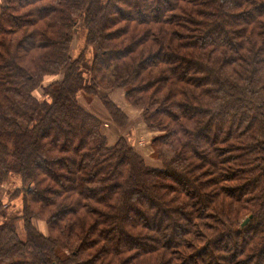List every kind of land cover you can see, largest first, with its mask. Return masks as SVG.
Wrapping results in <instances>:
<instances>
[{
  "label": "trees",
  "instance_id": "obj_1",
  "mask_svg": "<svg viewBox=\"0 0 264 264\" xmlns=\"http://www.w3.org/2000/svg\"><path fill=\"white\" fill-rule=\"evenodd\" d=\"M101 91L141 112L159 168L109 145L79 101ZM13 180L0 264H264V0H4Z\"/></svg>",
  "mask_w": 264,
  "mask_h": 264
},
{
  "label": "rangeland",
  "instance_id": "obj_2",
  "mask_svg": "<svg viewBox=\"0 0 264 264\" xmlns=\"http://www.w3.org/2000/svg\"><path fill=\"white\" fill-rule=\"evenodd\" d=\"M3 4H4V0L2 2H0V6H2ZM84 46H85V44H84ZM80 49H81L80 41H78V36H75V43L73 44V50L75 51V55H79L83 51V48H82V50H80ZM52 80H54V79L53 78L47 79L45 81V84L51 82ZM101 92H103V91H101ZM104 92H106V91H104ZM35 95L38 98H41L43 96V90H41V89L37 90V92H35ZM97 98L101 99V93H99V96ZM79 101L82 102V104L88 109V111L90 113L95 114V112H100V114L98 116L95 115V117H97L99 120H101L102 125L104 124L105 127L108 124L110 125V127L107 126V128L105 130V133L107 135H109V138H110L111 142L116 140L118 136H119V138L120 137L121 138L124 137L128 141H130V140H132V139H130V136L134 135V136L137 137L136 141H140V142H139V145L136 144V141H135V143L134 142H130L131 145L135 149L136 148L138 149V146H139L141 148V150L145 152L144 155L146 157H148L150 160H153L152 159V154H153L152 139L155 137L154 134H156V133H154L151 129H149L146 124L145 125H146L147 129L149 131H151L150 134L147 133V129L146 128L145 129H140L139 125L137 124L139 119H138V116L136 114H133L132 117L128 116L129 118H128L127 126L126 127H122V126H119L114 121V119L112 118L110 113L105 108L102 100H101V103L103 105V108L106 110V112L103 110L102 105L100 104V102L94 104V101H93V102H90L88 104L87 102L85 103V101L82 98H80ZM126 104H127V102H126ZM140 114H141V112H140ZM141 117L142 116L140 115V118ZM141 120H142V118H141ZM141 143H143V144H141ZM141 145H143V146H141ZM149 146H151V153L146 155V153H148L150 151V147ZM150 162L152 164H154L152 161H150ZM15 185H17V182L14 181V180L12 182L6 183V185H4V184L0 185V186H6V189H7V193H4V197L2 199L3 201L0 200L1 201L0 203L3 204V210H5L8 207L20 202L19 199H17L14 202H12V199L10 198L11 193L15 190V187H14ZM8 192H9V194H8ZM37 227L39 228L40 231H43V232L45 231V225L43 223H40L39 225H37Z\"/></svg>",
  "mask_w": 264,
  "mask_h": 264
},
{
  "label": "crops",
  "instance_id": "obj_3",
  "mask_svg": "<svg viewBox=\"0 0 264 264\" xmlns=\"http://www.w3.org/2000/svg\"><path fill=\"white\" fill-rule=\"evenodd\" d=\"M3 0H0V2H2ZM101 93V98H105V97H107V98H109L111 101H113L116 105H118L121 109H122V111L127 115V117L129 116V117H132L133 116V114H136L137 116H138V125H139V128L140 129H147V127H146V125H145V123L141 120V118H140V111H138V110H136V109H134V108H132V107H130L129 105H127L126 104V101H125V98H124V94L121 92V91H111V92H109V91H106V92H100ZM85 101V100H84ZM94 101V104L95 103H99L100 102V104L102 105V103H101V99L100 98H96V99H94L93 100ZM81 102V101H80ZM86 103V102H85ZM81 104V106H83L86 110H87V112H89L88 111V109L82 104V102L80 103ZM102 108H103V105H102ZM103 110L106 112V110L103 108ZM90 113V112H89ZM90 114H92V113H90ZM100 114V112H95V114H92V115H96V116H98ZM128 117V118H129ZM108 127H110V125L108 124L107 125ZM107 126L105 127L104 126V124H103V134L105 135V137L107 138V140H108V143H109V145L110 146H113V145H115L116 144V142L119 140V136L117 137V139L116 140H114L113 142H111V140H110V138H109V135H107L106 133H105V130H106V128H107ZM115 126V125H114ZM116 127V126H115ZM117 128V127H116ZM147 133L148 134H150L151 133V131H149L148 129H147ZM155 133V132H154ZM155 135V134H154ZM121 138V137H120ZM130 139H132V140H130V142H134L135 143V141H136V139H137V137L136 136H134V135H131L130 136ZM139 142L140 141H136V144L137 145H139ZM112 143V144H111ZM141 144H143V143H141ZM141 146H143V145H141ZM150 147V151L148 152V153H146V155H148V154H150L151 153V146H149ZM136 150L145 158V160L147 161V163L151 166V167H153V168H159L160 167V163L158 162V161H156V160H154L153 158V160H150L148 157H146L145 155H144V151H142L141 150V148L138 146V149L136 148ZM150 161H152L154 164H152ZM4 185H6V184H4ZM9 191V190H8ZM4 193H7V189H6V186H0V200H2L3 199V197H4ZM8 194H9V192H8ZM5 200V199H4ZM3 201V200H2ZM1 202V201H0Z\"/></svg>",
  "mask_w": 264,
  "mask_h": 264
},
{
  "label": "water",
  "instance_id": "obj_4",
  "mask_svg": "<svg viewBox=\"0 0 264 264\" xmlns=\"http://www.w3.org/2000/svg\"><path fill=\"white\" fill-rule=\"evenodd\" d=\"M250 220H251V217H249V218H247V219H245L244 221H243V223H242V227H245V226H247L248 224H249V222H250Z\"/></svg>",
  "mask_w": 264,
  "mask_h": 264
}]
</instances>
